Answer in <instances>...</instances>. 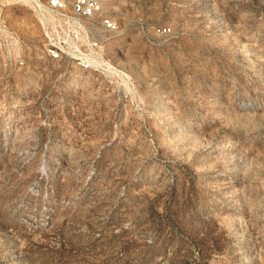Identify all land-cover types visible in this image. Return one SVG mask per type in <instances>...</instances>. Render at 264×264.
<instances>
[{"label": "rangeland", "instance_id": "374dc122", "mask_svg": "<svg viewBox=\"0 0 264 264\" xmlns=\"http://www.w3.org/2000/svg\"><path fill=\"white\" fill-rule=\"evenodd\" d=\"M23 1L3 7L26 64L0 89V264H264V0H100L127 96L39 69Z\"/></svg>", "mask_w": 264, "mask_h": 264}, {"label": "built area", "instance_id": "2783aa9c", "mask_svg": "<svg viewBox=\"0 0 264 264\" xmlns=\"http://www.w3.org/2000/svg\"><path fill=\"white\" fill-rule=\"evenodd\" d=\"M8 1L0 0V89H7V93L11 91L13 76L26 64L23 37L3 14ZM25 3L39 34L35 48L39 69L54 71V82L72 69L98 72L106 77L113 74L124 81L123 96L130 95V78L115 68L103 53V44L119 27L112 18L102 14L100 0H25ZM158 31L163 33L168 28ZM1 105L11 107L9 98L2 95ZM40 121L44 123L43 118Z\"/></svg>", "mask_w": 264, "mask_h": 264}, {"label": "bare ground", "instance_id": "6f19581e", "mask_svg": "<svg viewBox=\"0 0 264 264\" xmlns=\"http://www.w3.org/2000/svg\"><path fill=\"white\" fill-rule=\"evenodd\" d=\"M22 1H23V0H22ZM24 1H25V0H24ZM24 1H23V2H24ZM110 39H111V37H109L106 41H108V40H110Z\"/></svg>", "mask_w": 264, "mask_h": 264}]
</instances>
